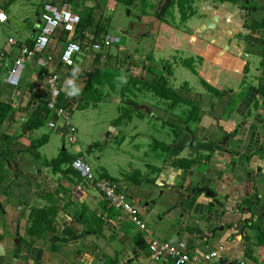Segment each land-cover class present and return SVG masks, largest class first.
<instances>
[{"label":"crops","instance_id":"0c3cea01","mask_svg":"<svg viewBox=\"0 0 264 264\" xmlns=\"http://www.w3.org/2000/svg\"><path fill=\"white\" fill-rule=\"evenodd\" d=\"M142 1L0 0V13L7 16L4 21L0 19V52H4L0 55V239L11 236L20 246L18 256L10 248L11 264H175L173 259H151L149 244L153 237L184 240L194 255L224 246L218 257L202 264H264V0H220L228 7L237 4L234 15L213 8L219 0H201L211 7L212 15L237 21L213 22L222 33L219 41L216 35H198L197 28L206 22L202 19L192 26L194 19L190 16L195 8L188 0H181L185 5L182 18L171 23H165L164 15L171 13L168 6L172 0H150L156 8L143 14L148 20L137 21L135 15L140 16ZM46 3L68 4L81 16V23L72 34L59 27L47 51L27 57L20 83L11 85L6 81L8 70L20 55V44L32 46L40 33ZM121 4L128 8L129 17L123 34L143 45L136 49L137 54L143 50L141 58L130 54L125 45L119 47H125L120 59L90 48L92 42L111 35L107 32L110 18L106 14L109 10L115 12ZM132 15L135 21L130 19ZM132 28L135 32L126 33ZM236 35L241 39H234ZM10 38L15 42H9ZM69 39L83 47L72 67L59 60ZM165 51L168 54L163 55ZM120 61L123 68H118ZM192 61L202 64L201 89L192 88L188 81L175 80L176 70L192 72ZM165 64L171 67L169 77ZM49 70L59 73L64 81L61 103L67 108H85L87 101H95V95L103 91L100 87L106 85L112 94H119L116 102L127 101L132 109L140 102L138 94L147 96L149 92L162 99L142 83L133 88L123 85L122 89L119 85L128 81L129 73L160 88L165 76L171 80L168 86L183 99L179 105L188 111L184 114L182 110V117L175 111L158 108L146 98L141 102L146 108L135 107L142 119L153 114L154 120L165 119V124L177 126L172 127L170 145L166 141L154 145L163 147L166 157L161 163L146 162L139 168L129 165L118 175L104 167L97 169L98 177L116 181L139 207L150 233L140 230L126 212L116 209L99 192L92 194L94 187L87 186L73 167L72 173L67 170L76 157L89 162L80 146L74 154L67 151L65 144L54 157L42 153L41 147L53 137H39L35 129L61 118L44 102L50 94L44 78ZM106 76L115 78L102 80ZM111 82L118 86L111 87ZM182 83L190 88L181 89ZM199 100H204L200 120L188 121ZM128 116L131 120L132 115ZM121 124L119 118L113 121L111 135ZM59 131L65 137L62 129ZM225 132H233L232 141L240 146L239 150L228 152L221 146ZM69 157H73L70 164L65 160ZM53 173L58 179L53 178ZM199 189H209L213 197H206ZM216 197L227 200L230 208L215 203ZM241 206L246 209L244 218L237 212ZM35 208L41 210L33 211ZM245 218L244 230L248 234H236L231 222ZM217 239L219 242L214 244Z\"/></svg>","mask_w":264,"mask_h":264},{"label":"rangeland","instance_id":"374dc122","mask_svg":"<svg viewBox=\"0 0 264 264\" xmlns=\"http://www.w3.org/2000/svg\"><path fill=\"white\" fill-rule=\"evenodd\" d=\"M128 8L125 6L117 7L115 12L107 11V16L110 18L109 24L107 26V32L111 35L121 37L120 42L112 43L111 46H103L101 49L96 50L101 53L110 52V55L115 57V59H120L122 53L121 48H125L130 51V54L133 56L136 53V49H142L143 45L138 44V40L134 41L131 35H125L122 33L120 28H125L126 23L129 20ZM133 15L130 17L132 20ZM192 26L200 24L199 19H194L191 22ZM143 50L140 51L137 55L141 58ZM168 54L167 51L163 52V55ZM123 68L122 62H119L118 68ZM124 71H126L124 69ZM196 72H189V70H176V82L188 81L193 87L198 89L202 88L200 86L199 79ZM110 77L106 76L104 79ZM199 81V82H198ZM103 89L102 92H98L97 96H102V100L98 101L97 105L90 106L88 108H82L77 105H70L68 110L71 114V122L76 126L77 129V141H69V136L66 137L60 134L59 129H61L64 124L62 118H56L57 123L56 128H51L48 123H45L44 126L39 129H35V132L41 137L44 134L51 135L53 140L43 145L41 147L42 153H47L49 157H54L58 155L61 151L63 144L66 145L67 151L70 154L77 153V147L80 146L83 150V153L86 154V157L89 159V162L93 164L94 171L96 175L98 174L97 169L101 170L103 167L109 169L112 175H118L123 168L132 165L134 167H143L146 162L149 163H161L166 155L163 153L164 150L161 149L160 144L155 148L154 145H157L160 142H167L166 144L170 145L172 140V127L169 123H164L163 121L154 120L153 114L149 115L145 119H142L136 114L135 107L132 109V105L127 101L116 102V98L119 97V94H112L108 85L100 87ZM114 92V91H113ZM104 94V95H103ZM146 98L150 103L155 104L160 109H166L170 113L175 111L174 114H180L182 117V110L184 107L179 105L174 109L168 108L169 100H166L162 97L158 98L151 95L147 92V96L144 94H138V99L140 103ZM99 100V99H98ZM129 101V100H128ZM162 107H159L160 105ZM170 109V110H169ZM134 111V114H130L131 111ZM128 115H132V119ZM178 116V115H177ZM119 118L122 120L121 126L119 125L118 131L111 135L112 129L115 128L113 121ZM141 119V120H140ZM58 120V121H57ZM60 134V135H59ZM170 147V146H169ZM72 156V155H71ZM53 178H57L56 175L52 174ZM91 193L95 194L98 191L95 188H91ZM180 241V240H179ZM217 239L214 244L218 243ZM218 246L217 249L220 248Z\"/></svg>","mask_w":264,"mask_h":264},{"label":"built area","instance_id":"2783aa9c","mask_svg":"<svg viewBox=\"0 0 264 264\" xmlns=\"http://www.w3.org/2000/svg\"><path fill=\"white\" fill-rule=\"evenodd\" d=\"M0 19L4 21L7 16L4 13H0ZM42 21L40 33L36 36L33 45L20 44V55L16 58L14 65L8 70L6 78V81L11 85L20 83L27 57L45 53L50 46L52 36L59 27H62L69 34L76 32L81 23V16L74 13L68 4L55 5L46 3L42 13ZM120 40V37L115 35H106L103 41L92 42L90 48L99 50L104 45L109 46L112 43L120 42ZM9 42L14 43L15 39L10 38ZM82 51L83 47L80 42L75 39H69L60 51L59 60L62 64L72 67L77 63ZM0 55H4V52L1 51ZM49 58L53 59V56H49ZM39 60L44 63L43 58ZM44 78L50 91V94L44 98L46 108L57 117L63 118L64 124L61 129L65 133V137L68 135L69 141L76 142V126L71 122L70 111L60 101V95L64 91V81L61 79L60 74L53 70L46 71ZM49 125L54 128L57 123L55 120H50ZM72 167L80 173L87 186L94 187L102 196L108 199L112 206L122 212H126L131 221L140 230L150 233V229L143 219L139 207L133 204L128 194L120 189V185L116 181L98 177L93 170L92 164L83 157H76L72 162ZM149 249L151 259L157 262L173 259L175 264H202L218 257L219 252L224 250V246L221 245L219 249L202 255H194L184 240L175 242L153 237L150 241Z\"/></svg>","mask_w":264,"mask_h":264},{"label":"water","instance_id":"95a60500","mask_svg":"<svg viewBox=\"0 0 264 264\" xmlns=\"http://www.w3.org/2000/svg\"><path fill=\"white\" fill-rule=\"evenodd\" d=\"M228 1H231V0H228ZM213 8H215L216 10H219L220 11H229L230 14H233L234 15V12L235 10L237 9V4L233 5L232 7H228L226 2H223V1H220L219 0V4L218 6H212ZM193 19H199L202 20V19H205V22L206 24H209V25H199L198 27V31L197 32H200L204 37L207 38V35H210V36H214L216 35V39L219 41L222 39V36H220L222 33H220V28L219 27H216V25H212L213 22L214 23H218L221 19H220V16L219 15H212V11H211V7L210 8H207V10H204V12H201V14L199 16H196L195 18ZM223 23H229V24H234L236 23L237 21H233L230 17H225L221 20ZM120 30L122 31L123 33V30L126 31V29L124 28H120ZM124 31V32H125ZM207 31H214L213 33H208ZM130 30L127 29V32L126 33H129ZM216 33V34H215ZM218 33V34H217ZM234 39H238L240 40L241 37L236 35L234 37ZM231 42V41H230ZM132 65V61L129 62V67H131ZM167 76L169 77V73H167ZM169 85L171 86V80L169 81ZM231 91V90H230ZM226 92V91H224ZM216 95H214L215 97ZM217 98V96H216ZM135 107H137L138 109H142V108H146L147 105H145L144 103H138V104H135ZM149 109V108H148ZM233 133V132H232ZM232 133H228V132H225V136H224V147H226L227 151L228 152H232V151H235L234 149H237L239 150V147L240 146H237L235 142L232 141V138L233 136L231 135ZM238 133V129L235 131V134ZM232 149H230V148ZM209 189H199V191H201L200 193H204V195L206 197H211L212 195L209 194L208 192ZM213 195L214 196H217V193H215V191H213ZM213 197V196H212ZM217 202H221L223 205H225L226 208H228L229 206L227 205V200H225L224 198H217L216 197V200H215V203ZM230 208V207H229ZM232 210V209H231ZM246 209L244 207H240L239 210H237V212L239 213L240 217L243 216V213H245ZM242 213V214H241ZM246 214V213H245ZM244 218V216L242 217ZM248 218V217H247ZM240 220V218H239ZM236 221V220H233L231 223H232V227L233 229H235L237 231L236 234H240V235H247V231L244 230V228H246V225H247V219H242L240 222ZM239 222L240 224L237 225L236 223ZM248 223L249 225H253L252 221L251 220H248ZM19 244L17 245V247L15 248V253H16V256H18V249H19ZM10 248H12L11 244H10V239L9 237H7L6 239L2 240L0 239V264H11L10 260H9V250ZM12 255V254H11Z\"/></svg>","mask_w":264,"mask_h":264},{"label":"flooded vegetation","instance_id":"af4514ba","mask_svg":"<svg viewBox=\"0 0 264 264\" xmlns=\"http://www.w3.org/2000/svg\"><path fill=\"white\" fill-rule=\"evenodd\" d=\"M189 1V5L191 6L192 4L194 5V8H195V13L193 14V15H191L190 17L191 18H195L196 16H199L200 14H201V12H204V10H206V9H204V8H207V3H206V1H201V0H194V1H197V2H194V3H192V0H188ZM143 3H142V9H141V14H140V16H138V15H135V16H137L138 17V19H137V21H139L140 22V20H142L141 22L143 23V22H145L146 20H148L147 19V17H144L143 16V14H147V13H149V11H153V9H155L156 8V6H154V5H151V1L150 0H144V1H142ZM196 3V4H195ZM188 5V4H187ZM184 4L182 5V3H181V0H172L170 3H169V6H168V8L170 9V11H171V13H166L165 15H164V17H165V23H171V22H176V21H179V19L180 18H182V10L184 9ZM189 17V18H190ZM135 19L136 18H133L132 20H134L135 21ZM169 21H171V22H169ZM189 22V21H188ZM203 25V24H202ZM191 28V27H190ZM197 28V27H196ZM133 29V28H132ZM198 29V28H197ZM197 29H196V31H197ZM130 31H132V32H135L134 31V29L133 30H131L130 29ZM198 33V35H200L201 37H204L200 32H197ZM136 35H137V37H139V34L136 32L135 33ZM130 52V51H129ZM198 61V60H197ZM193 62L192 61V65H193V67L196 69V70H194L192 67H191V71L192 72H196L197 71V69L198 70H201V65L202 64H198V62ZM183 62V61H182ZM145 66V65H144ZM165 66V71L167 70V71H169V75L171 76V73H170V68H169V66L170 65H167V64H165V65H163V67ZM169 68V69H168ZM196 75L199 77V72H197L196 73ZM172 77H170V79H171ZM168 81H169V79H168ZM201 85H202V83H200ZM168 85H169V83H168ZM204 85V84H203ZM170 86V85H169ZM180 87H181V89L184 87V89L186 88V87H188V88H190V86H189V84H185V83H182L181 85H180ZM203 104H204V100H199L198 101V103L197 104H194V105H198V106H200L201 108H203ZM224 136H222V140H221V142H223L224 141V138H223ZM220 142V141H219ZM225 142V141H224ZM217 144H219V143H217ZM221 146H223L224 147V144L223 145H221ZM9 239H10V244H11V246H12V250L14 251L15 250V248L17 247V241H16V239L14 238V239H12V237L10 236L9 237Z\"/></svg>","mask_w":264,"mask_h":264},{"label":"trees","instance_id":"16d2710c","mask_svg":"<svg viewBox=\"0 0 264 264\" xmlns=\"http://www.w3.org/2000/svg\"><path fill=\"white\" fill-rule=\"evenodd\" d=\"M82 20V19H81ZM191 66V65H190ZM192 68L194 69V70H196L194 67H193V65H192ZM124 74H128V73H125V71H124ZM120 75V74H119ZM118 75V76H119ZM115 78V76H110V78H108V79H104L103 77H102V80H113ZM104 82V81H103ZM163 82V83H162ZM162 85H164L163 86V88H160L159 86H157L155 83H153V82H144V81H141L140 79H137V78H134L132 75H130V73H129V75H128V81H126V82H122L121 83V85H119V86H121V88L123 89V85H126V86H128L129 88H133V86H136V85H138V84H143V85H145V86H147L148 88H149V91H153L154 92V94H156L157 96H159V97H163V98H165L166 100H169V101H171V103H170V105L169 106H171L172 108H175L177 105H179V103H182V98H180L177 94H176V92L173 90V88L172 87H169L168 86V79L165 77V76H163V79H162ZM111 84V87H113V85L114 86H118V85H116L115 83H113V82H111L110 83ZM160 84V83H159ZM207 84V83H206ZM140 87H135L134 89L135 90H141V89H139ZM123 91V90H122ZM133 93H134V91H132ZM62 99V93H61V95H60V101H62L61 100ZM99 99V100H98ZM94 100L95 101H87V103H86V105H85V108L86 107H88V106H90L91 105V103H93L94 105H97V103H98V101H100V100H102V96H97V95H95V98H94ZM66 103V102H65ZM196 109V111H195V113H193V112H190V116H189V118H188V121H190V120H197V121H199L200 120V118H201V115H200V106H198L197 105V107L195 108ZM191 110V109H190ZM187 111H188V108L187 109H184L183 110V112H184V114H187ZM175 131V130H174ZM176 133V136H178V134H179V132H177V130L175 131ZM39 145V144H38ZM73 157H69L68 159H65V160H67V162H69V164L72 162V159ZM70 173H72L73 172V169H72V166L71 167H69L68 169H67ZM67 170H65V171H67ZM35 210H41V209H33V211H35Z\"/></svg>","mask_w":264,"mask_h":264}]
</instances>
